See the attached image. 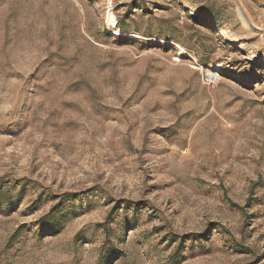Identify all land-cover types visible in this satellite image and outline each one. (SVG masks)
<instances>
[{"label": "rangeland", "instance_id": "1", "mask_svg": "<svg viewBox=\"0 0 264 264\" xmlns=\"http://www.w3.org/2000/svg\"><path fill=\"white\" fill-rule=\"evenodd\" d=\"M241 2L0 0V264H264Z\"/></svg>", "mask_w": 264, "mask_h": 264}, {"label": "bare ground", "instance_id": "2", "mask_svg": "<svg viewBox=\"0 0 264 264\" xmlns=\"http://www.w3.org/2000/svg\"><path fill=\"white\" fill-rule=\"evenodd\" d=\"M239 2L241 3V5L238 8V13L241 14L243 20L248 23V22H250V17L248 16V14H246V10H245L241 0H239ZM130 36L133 38H142V35L140 33H137V32H130ZM210 73L217 76V74H215L214 72L210 71ZM217 78H218V76H217Z\"/></svg>", "mask_w": 264, "mask_h": 264}, {"label": "built area", "instance_id": "3", "mask_svg": "<svg viewBox=\"0 0 264 264\" xmlns=\"http://www.w3.org/2000/svg\"><path fill=\"white\" fill-rule=\"evenodd\" d=\"M210 71L211 70H208V72L205 75V77L207 78V81L210 83L216 82L219 78H217V76L210 73ZM211 72H213V71H211Z\"/></svg>", "mask_w": 264, "mask_h": 264}]
</instances>
